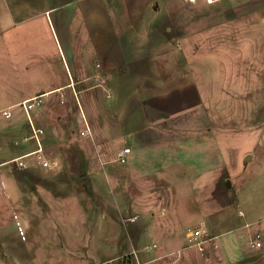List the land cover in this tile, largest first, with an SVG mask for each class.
Returning <instances> with one entry per match:
<instances>
[{"label": "rangeland", "instance_id": "374dc122", "mask_svg": "<svg viewBox=\"0 0 264 264\" xmlns=\"http://www.w3.org/2000/svg\"><path fill=\"white\" fill-rule=\"evenodd\" d=\"M144 1L142 25L126 27L124 33L153 34L158 41L154 51L147 52L141 48L144 41L134 39L143 54L140 64L149 70L137 76L164 87L188 77L201 89L198 108L159 122L153 130L157 137L179 138L189 145L210 138L206 129L211 125V140L200 146L197 162L188 164L189 177L165 167L163 178L161 171V179L153 183L168 180L169 185L140 196L130 192L131 186L116 185L107 164L115 155L93 139L83 99L89 95L97 102L95 111L112 118V102L102 111L99 106L105 92L94 89L80 97L72 92L68 104L67 96L64 104L53 98L30 116L19 107L12 121L3 118L1 109L0 264H148L156 257H163L162 264H264V247L254 251L251 241L259 234L264 241V26L258 21L262 11L245 6L252 10L244 15L242 4L250 0ZM251 1L260 6L261 0ZM128 11L123 10L124 17ZM112 26L106 21L105 33L110 34ZM2 43L0 106L7 102V78H15L7 75L10 64ZM31 124L44 129V152L61 163L56 172L21 171L13 165L16 157L35 146L33 141L16 144ZM161 153L156 150L153 155ZM212 155L210 168L206 161ZM201 226L211 237L209 256L198 253L186 238L189 229ZM217 235L225 244L223 257L215 250ZM153 243L158 248L148 253L145 248ZM245 247L253 252H244Z\"/></svg>", "mask_w": 264, "mask_h": 264}, {"label": "crops", "instance_id": "0c3cea01", "mask_svg": "<svg viewBox=\"0 0 264 264\" xmlns=\"http://www.w3.org/2000/svg\"><path fill=\"white\" fill-rule=\"evenodd\" d=\"M145 3L144 0H115L107 3L92 0H66L64 3H59V0H9L0 3V41L7 47V64H10L7 66V75L11 73L15 77L10 81L7 78V102L0 106V110L12 107L16 117V112L25 111L21 104L38 95H45L44 104L53 98L60 104L67 96L64 103L67 101L68 104L72 92L79 97L94 89L105 92L100 99L102 105L99 106L102 111L105 110L104 107L107 108V102H112V109L115 110L112 118L97 113V102L91 100L89 95L86 96L89 100L83 99L86 114L90 117L93 139L105 152L109 150L115 155L114 160L107 164H111L108 173L113 176L111 178L116 185L131 186L130 192L140 196L169 185L168 180L153 183L155 178L157 183L159 172L165 167L184 179L189 177L191 173L187 170L188 164L197 160L200 146L213 136L211 125L206 129L210 138H203L189 145L186 141L181 142L179 138L169 141L156 136L153 128L159 122L198 108L201 104V89L196 81L189 82L188 77L180 78L176 84L164 87L163 83H151L150 78L137 76L140 73L149 74V70L145 71L143 63L140 64L143 54L138 51L139 47L136 49L135 42L138 39H134L140 37L139 40L144 41L141 48L147 52L154 51L158 39L153 34L134 36L128 30L125 34L124 28L133 29L134 25H142L140 14ZM242 6L244 15L252 9L262 11L258 21L264 26V0L260 1L259 7L251 0L244 2ZM245 6L252 9L247 10ZM124 9L129 10L128 17L122 14ZM106 21L113 22L110 34L103 29ZM148 57L149 54L145 58ZM92 59L95 60L94 65ZM175 77L179 78L177 75ZM17 89L25 92L10 93ZM108 97L112 100L108 101ZM44 137L45 135L43 141ZM128 146L131 152L127 162H117L119 151ZM33 149L30 148L24 153ZM156 150L164 154L153 155ZM167 150L171 154L165 155ZM213 157L212 155L206 161L211 165L210 168H213ZM163 172L161 178L164 176ZM139 186L153 188L137 189ZM261 226L264 232L263 223ZM259 235L264 244L263 234ZM213 237L214 245H217L215 250L223 257V238L220 235ZM252 249L257 251L261 248ZM252 249L245 247L244 252L251 254Z\"/></svg>", "mask_w": 264, "mask_h": 264}, {"label": "built area", "instance_id": "2783aa9c", "mask_svg": "<svg viewBox=\"0 0 264 264\" xmlns=\"http://www.w3.org/2000/svg\"><path fill=\"white\" fill-rule=\"evenodd\" d=\"M99 66L100 65H97V67ZM44 98L45 95L35 96L23 102L21 106L26 111V114L30 116L31 111H34L35 109L43 106L45 102ZM1 113L6 121H12L15 118V113L12 107L2 109ZM31 126L33 128L29 129L27 134L17 139L16 144L26 145L30 141H33L35 143V148L16 157V159L13 161V165L16 167V169L21 171H26L29 169H41L51 173L56 172L60 168L61 163L56 158H48L46 156L42 144L43 136L45 135L44 129L40 127H34L32 124ZM85 133L86 131L83 130L82 135H85ZM130 152H131V148L129 147L120 150L119 153L117 154L116 161L120 163H126ZM18 226L22 236H25V231L23 230L24 228L20 221H18ZM186 238L190 246L193 247L195 250H197L198 253L208 255V253H206L207 252L206 248L211 237L209 236V232L206 226L189 229L188 232L186 233ZM214 246L215 248L217 247V245ZM252 247L255 250L263 247V243L259 235L252 241ZM157 248H158V244L153 243L151 245L146 246L145 250L148 253H151L156 251ZM162 258L163 257L153 258L152 260L148 261V264H162L160 261ZM171 264H178V261H173Z\"/></svg>", "mask_w": 264, "mask_h": 264}, {"label": "water", "instance_id": "95a60500", "mask_svg": "<svg viewBox=\"0 0 264 264\" xmlns=\"http://www.w3.org/2000/svg\"><path fill=\"white\" fill-rule=\"evenodd\" d=\"M248 158H250V155H248Z\"/></svg>", "mask_w": 264, "mask_h": 264}]
</instances>
